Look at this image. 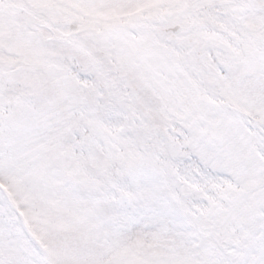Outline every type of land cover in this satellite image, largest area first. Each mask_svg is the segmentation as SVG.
Masks as SVG:
<instances>
[{"label":"snow or ice","instance_id":"snow-or-ice-1","mask_svg":"<svg viewBox=\"0 0 264 264\" xmlns=\"http://www.w3.org/2000/svg\"><path fill=\"white\" fill-rule=\"evenodd\" d=\"M0 264H264V0H0Z\"/></svg>","mask_w":264,"mask_h":264}]
</instances>
